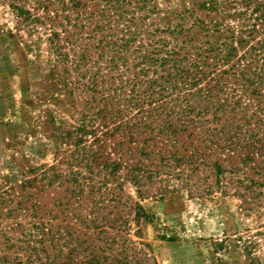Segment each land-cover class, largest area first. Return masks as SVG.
Wrapping results in <instances>:
<instances>
[{"label": "trees", "instance_id": "16d2710c", "mask_svg": "<svg viewBox=\"0 0 264 264\" xmlns=\"http://www.w3.org/2000/svg\"><path fill=\"white\" fill-rule=\"evenodd\" d=\"M7 1L22 22L48 26L64 87L85 97L79 124L56 131L73 147L67 168L42 164L21 185L66 183L61 217L39 199L8 207L34 219L12 223L18 237L0 232V264H148L124 233L145 216L126 182L162 195V176L177 172L208 193L228 173L248 207L264 202V0H190L163 22L154 0ZM99 127L113 147L85 144Z\"/></svg>", "mask_w": 264, "mask_h": 264}, {"label": "rangeland", "instance_id": "374dc122", "mask_svg": "<svg viewBox=\"0 0 264 264\" xmlns=\"http://www.w3.org/2000/svg\"><path fill=\"white\" fill-rule=\"evenodd\" d=\"M154 1L163 22L171 10L181 9L190 0ZM59 72L48 26L22 22L8 1L0 0V190L6 191L0 197L4 200L0 203V232L14 237L20 236L22 229L12 225L14 221L29 227L27 222L34 219L30 211L8 214V207H19L17 201L30 204L39 199L61 217L53 203L64 194L66 183L39 194L41 181L21 187L42 164L67 168L63 162L73 147L60 142L56 131L72 130L79 124L85 96H70ZM103 131L99 127L87 135L85 144L99 137L113 147L116 136L102 137ZM107 150L105 158L117 160V151ZM162 178V195L138 197L137 188L124 183L126 193L139 201L145 212L137 223L129 221L124 233L147 253L148 264H264V202L248 207L228 173L221 179L223 186L215 185L208 193L185 187L177 172ZM39 213L46 212L42 208ZM88 236L95 238L91 232Z\"/></svg>", "mask_w": 264, "mask_h": 264}]
</instances>
